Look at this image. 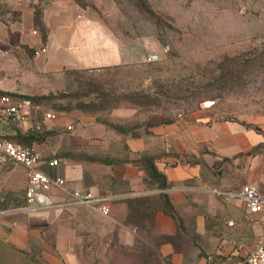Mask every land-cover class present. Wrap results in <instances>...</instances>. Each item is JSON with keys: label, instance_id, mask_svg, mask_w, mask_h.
Listing matches in <instances>:
<instances>
[{"label": "crops", "instance_id": "0c3cea01", "mask_svg": "<svg viewBox=\"0 0 264 264\" xmlns=\"http://www.w3.org/2000/svg\"><path fill=\"white\" fill-rule=\"evenodd\" d=\"M103 1L42 0L46 37L35 24L37 1H17L0 14V41L9 51L0 56V93L17 90L6 78L13 50L42 72L94 70L145 60L150 38L122 42L85 4ZM69 122L71 117L61 114L55 124ZM107 130L92 136L81 127L78 134L81 148L97 144L110 152L115 147L110 154L60 152L48 157L46 150L61 148L49 138L63 144L60 129L33 144L44 160L41 168L66 183L38 193L32 206L0 208L1 251L9 247L19 257H36L40 264H93L82 257H102V249L108 247L111 257L120 256V247L129 256L141 245L142 257H150L154 247L170 264L210 260L229 264L264 237V211L249 215L240 200L207 190L250 183L264 192V118L176 119L138 128L135 134L112 130L111 137ZM61 153L70 155L61 158ZM147 158L154 159L165 186L149 175L143 161ZM53 159L58 164L48 165L46 161ZM77 189L113 195L110 215L75 204L72 192Z\"/></svg>", "mask_w": 264, "mask_h": 264}, {"label": "rangeland", "instance_id": "374dc122", "mask_svg": "<svg viewBox=\"0 0 264 264\" xmlns=\"http://www.w3.org/2000/svg\"><path fill=\"white\" fill-rule=\"evenodd\" d=\"M17 1L34 0H0V14L10 10ZM35 1L41 10L42 0ZM145 1L159 17L137 6L136 0L85 3L122 42L140 37L152 41L149 55L143 61L83 73L111 90L117 102L91 103L84 107L89 112L85 113L77 109L75 98L67 99L65 103L71 102L73 110L67 113L71 122L64 126L55 124L57 118L47 119L46 113H54V105L62 102L56 96L41 98L65 88L70 92L77 89L73 73L42 72L29 61L20 59L13 50L6 78L17 90L0 95L9 93L36 103L38 99L40 106L35 107L31 119L25 123L0 119V135L16 137L34 126L46 132L60 129L63 144L57 143V138H49L61 148L46 150L48 157L60 152L95 155L113 153L115 147L110 152L97 144L81 148L78 134L81 127L92 136L108 129L111 137L112 130L127 134L176 119L253 122L258 117L264 118V0ZM84 99L89 100V96ZM209 152L215 155L213 149L209 148ZM26 186L23 167L0 154V198L10 189L22 190ZM207 246L203 248L206 250ZM108 248L102 249V257L93 254L82 259L93 264H170L168 257H160L154 247L150 257H142L141 245L133 252L130 250L129 256L128 250L120 247L119 257H111V248ZM0 264L23 263L19 255L7 247L0 250Z\"/></svg>", "mask_w": 264, "mask_h": 264}, {"label": "built area", "instance_id": "2783aa9c", "mask_svg": "<svg viewBox=\"0 0 264 264\" xmlns=\"http://www.w3.org/2000/svg\"><path fill=\"white\" fill-rule=\"evenodd\" d=\"M9 51L4 48L0 41V56L8 55ZM35 109L30 98H16L9 93L0 95V119L4 122L25 123L28 122ZM57 113H46L47 119L57 118ZM0 154L5 155L23 165L28 177L26 198L28 206H32L38 193L48 190L53 186H64L66 180L62 177L51 176L46 173L41 164L44 162L41 153L33 146L0 137ZM48 165L58 164L57 159L46 161ZM210 193L227 199H238L244 203L249 215L264 211V192L257 186L246 183L239 188L226 189L213 186L207 189ZM73 202L77 205H87L95 208L105 216L110 215V202L113 195H96L88 190H75L72 192ZM208 264H213L210 260ZM229 264H264V237L243 256L240 260Z\"/></svg>", "mask_w": 264, "mask_h": 264}, {"label": "trees", "instance_id": "16d2710c", "mask_svg": "<svg viewBox=\"0 0 264 264\" xmlns=\"http://www.w3.org/2000/svg\"><path fill=\"white\" fill-rule=\"evenodd\" d=\"M136 5L145 7V10L151 14V16L159 17L157 13L147 5V2L145 0H136ZM35 24L37 27L40 28L44 36L46 37V27L43 24L42 20V10L36 7L35 9ZM120 65L110 66V67H117ZM68 72L73 73L74 81L77 83L78 88L74 91L70 92L67 90H58L56 93L52 92L50 96L43 95L41 99H46L51 96H56V99L61 101L62 103L59 105H54V110L58 114H67L71 110V102L65 103L67 99L75 98L77 100L76 107L77 109L84 111L85 113H89L86 110H84V107H88L92 104H107V103H115L117 102L114 99V94L111 92V90L106 89L102 84L94 81L91 76L87 77L86 75H83V73H87L88 71H94V70H66ZM67 87V85H66ZM92 94L93 97L90 95ZM89 96V100H86L84 98H87ZM35 107L40 106V101L38 99L36 100L37 103L32 100ZM117 104V103H116ZM174 120L165 121V122H158V123H169ZM14 123V122H9ZM155 124V123H154ZM41 129V128H40ZM40 129L37 128V126H34L25 132H20L16 137L8 136V135H0L1 138L11 139L17 142H20L25 145L33 146L34 143L42 141L47 135L48 132L46 131H40ZM42 130V129H41ZM125 133V132H124ZM130 133L135 134L137 133L136 130L130 131ZM36 149V148H35ZM37 150V149H36ZM72 154V153H71ZM70 154L61 153L60 157H66ZM144 161V164L146 166V169L149 173V175L152 177L153 180L158 181L161 183L162 186L166 185L165 177L159 172L157 167L154 164V159L147 158ZM8 193H6L3 197L0 198V208H14V207H21L25 206L27 204V198H26V188L22 190H15L10 189ZM168 210L170 213L177 218L180 219L179 216L174 212L172 209L170 203H167ZM181 224V223H180ZM23 264H40L36 257H19Z\"/></svg>", "mask_w": 264, "mask_h": 264}]
</instances>
